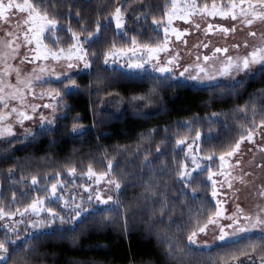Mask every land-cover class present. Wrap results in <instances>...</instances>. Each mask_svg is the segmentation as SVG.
I'll return each instance as SVG.
<instances>
[{
	"label": "trees",
	"instance_id": "trees-1",
	"mask_svg": "<svg viewBox=\"0 0 264 264\" xmlns=\"http://www.w3.org/2000/svg\"><path fill=\"white\" fill-rule=\"evenodd\" d=\"M164 3L165 0H144L145 13H149V5L154 7L148 19L142 18L137 27L132 10L142 7L141 0H128L124 28L128 35L118 32L111 22L100 32L98 42L84 44L89 69L73 76V87L63 95L64 114L54 126L23 141L12 139L0 145V199L6 203L18 206L36 196L30 183L32 176L40 180V191L39 186L55 181L57 172L64 175L74 167L82 173L89 165L103 170L111 161L121 184L118 205L90 211L67 227L37 233L22 243L9 242V259L0 264H177L166 254L168 244L164 238L178 249H192L191 255L177 251L184 264H213L230 250L223 244L207 250L188 245L187 236L197 219H206L215 208L209 198L210 184L199 171L189 181L192 187H183L176 175L183 156L175 149L173 136L162 133L173 124L193 119L195 132L201 133L200 155L213 151L218 155L223 146L237 138L245 120L253 119L250 112L245 117L238 109L250 99L258 108L264 106V73L255 71L254 75L244 76L242 85L232 90L166 83L153 75H130L105 65V53L113 43L130 45L133 36L141 43L161 39V32L153 31L151 15L158 14L155 9ZM59 4L62 6L54 11L64 19L56 35L64 43L71 41L69 26L78 33L86 29L80 35L85 40L95 32L98 21L108 23V14L117 6L116 0H59ZM71 4L76 8L69 15ZM111 100L117 102L119 112L107 107ZM74 124L79 125L75 132ZM145 155L150 161L147 168L143 167ZM146 180L155 185L157 195L147 191ZM14 191L16 202L11 201ZM161 203L165 205L164 215ZM248 237L257 244L264 238ZM249 242L244 239L236 247Z\"/></svg>",
	"mask_w": 264,
	"mask_h": 264
},
{
	"label": "snow or ice",
	"instance_id": "snow-or-ice-1",
	"mask_svg": "<svg viewBox=\"0 0 264 264\" xmlns=\"http://www.w3.org/2000/svg\"><path fill=\"white\" fill-rule=\"evenodd\" d=\"M116 2L117 6L108 14L110 17L108 23L102 25L98 21L95 32H90L85 40L82 41L80 35L87 31L86 29H81L78 33L69 26L67 31L71 33V44L65 50L59 47V37L56 36L59 22L64 19V17H58L54 11V9L62 6L59 4V0H0V140L8 141L9 137L16 136V125L23 127L25 121L32 120L38 114V108H55L53 103L32 104L28 100V96L33 99L47 97L50 101H57V98L62 95V92L55 88L39 94L36 93L35 88L38 82H46V77L55 76V79H60V75H57L54 69L50 71L43 64H37V61L48 59L60 61L64 59L68 61L67 67L72 68L74 66L72 61L75 59L83 62L84 67L87 68L90 65L86 58L88 52L85 50L84 44L89 41L98 42L99 34L103 28L110 27L111 22L114 21L115 28L121 31L123 35H128L124 31L125 17L128 14V7H126L128 0H116ZM143 4L144 0H141L142 7L132 10L137 21V27L140 26L139 21L142 18L144 20L148 19L154 7L149 5V13H145ZM73 8H76L75 4L69 6V15ZM155 11L158 14L151 15V25L156 26L153 29L154 32L157 34L163 33L162 38L156 43H141L133 36L130 45L118 46L113 43L109 51L105 53V64H108L110 60L112 63H116L121 59H127L128 68L143 69L145 65L150 64L153 70L161 75L172 73L174 66L179 65V55L174 47L175 42L187 45V40L184 37L192 35L194 32L202 33L205 38L217 34L227 38L230 34L247 28L249 29L247 36L252 38L259 36L258 43L250 44L245 41L243 43H232L226 47L210 48V39L200 40L193 47L210 49V54L198 52L195 55V61L190 65L183 66L179 76L185 80L203 84L206 81L213 82L220 78H229L235 81L237 75H248L256 66H259L256 68L257 71L264 73V33L258 34L257 31L252 30L253 25L257 23L264 24V0H165L163 7L156 8ZM77 15H79V12H77ZM216 19L234 23L228 26L212 23ZM177 20L190 25L193 31L176 27L174 22ZM46 33L48 36L54 37L55 47H50L46 43ZM173 36L175 42L171 39ZM241 48L246 51L241 53ZM22 49L26 51L22 52ZM161 54H165L163 61H161ZM14 61L17 63H13ZM25 63L35 64L36 66L30 73L25 74L19 67L20 64ZM64 75H67V73H64ZM10 77H14V82H10ZM170 78L176 79L177 77L173 75ZM242 83L243 80L230 86L216 84L214 87H227L234 90ZM238 111L244 113L245 117L250 112L253 119L251 122L245 120L244 124L241 125V131L237 138L223 146L218 155L215 151L209 155H200L201 133L199 131L195 133L190 141L188 137L176 140V146L181 148V151L187 149L185 158L190 157L192 164L195 165L189 170L186 163L180 162L176 175L183 182V187H192L189 181L194 179V172L200 170V174L203 175L206 171L207 180L211 182V195L216 200L214 210L209 212L206 219L203 217L197 219L196 226L192 228L187 236V241L188 245L200 247L196 237L200 234L207 235L211 231L215 233L214 240L222 242L225 248L230 249L223 256L214 260L213 264H264V238L261 239V243L257 244L246 235L255 231L264 233V184L255 185L253 181H247L245 178L255 173L241 169V159L238 158L241 156V146L245 143L255 146L254 149L249 148V152L257 151L264 154V106L258 108L256 101L250 99L248 104L238 109ZM39 115L41 127L45 123L52 124L51 119L43 114ZM78 127V124H74L73 132ZM25 135L32 136L33 133L30 129H25ZM257 140L261 143H257ZM193 145H195V148H193ZM156 151L159 152L160 148L157 147ZM194 152L195 154H193ZM197 156L200 158L197 159ZM200 160H207L212 163L203 166ZM215 160L219 161L218 169L213 167ZM149 165V158L145 155L143 167L147 168ZM253 167L264 170V157L256 161ZM112 169L113 164L109 161L106 171L97 172L92 165H89L87 171L82 172L81 175L86 176L89 181L94 180L96 185L103 182L113 186L118 191L121 184L118 180L112 178ZM236 169H241L240 175H236ZM67 174L68 176H75L77 169L74 167L69 168ZM61 176L62 174L57 172L55 182H50V187H46L43 193L38 190L40 180L37 176H32L30 183L33 190L37 191V195L30 202L23 205L14 206V203H6L0 199V227H3L9 234H15V239L11 240V243L15 244L16 241L22 239L19 235V224L21 223H27L29 228L38 230L42 227H52L57 219L60 220L61 224L73 223L80 219V211H74L70 218L66 220L56 210L57 201H63L61 207L68 208L70 206L69 201L64 199V195H58V189L65 187ZM214 177H223L224 179L218 180ZM21 179H24V177H21ZM225 182L228 189L233 193L239 191L234 187L235 182L244 184L246 187L252 184L256 189L253 195L260 202L257 203L255 208L247 211L237 203L235 210L227 213V209L224 208L227 201L217 199L220 195L218 186L223 187ZM145 183L148 184L147 191L151 195H157L153 191L155 185L150 180H146ZM79 187L88 192L90 185L81 183ZM204 187H207V185H204ZM108 190H96L95 194H90L87 199L89 201L94 199L101 204L118 203V201L113 200L111 195L106 198L102 196V192ZM193 192H195L194 188ZM74 200L75 197H73L71 207L80 209L81 205L74 203ZM11 201H17L15 191L12 192ZM164 207L165 205L161 203V215H164ZM42 212L47 213V218L31 221V217H39ZM16 217L21 219L17 220ZM24 218H27V220ZM222 220L229 221V223H221ZM160 223H163V221H160ZM27 235L31 236L32 234L27 233ZM33 239H38V237H33ZM244 239H249L250 242L244 247H236ZM229 240L233 241L232 245L228 244ZM8 242L7 237L5 240H0V262H6L9 259ZM163 242L168 244L166 254L171 259L176 260L177 264H184L183 258L177 256V251L183 252L185 255L192 254L191 248L178 249L167 238H164ZM233 248L235 250H231ZM28 251L31 252L32 250L29 249Z\"/></svg>",
	"mask_w": 264,
	"mask_h": 264
},
{
	"label": "rangeland",
	"instance_id": "rangeland-1",
	"mask_svg": "<svg viewBox=\"0 0 264 264\" xmlns=\"http://www.w3.org/2000/svg\"><path fill=\"white\" fill-rule=\"evenodd\" d=\"M212 23L228 26L234 22L216 19V20H213ZM114 25H115V23H114ZM174 25L180 29H189L190 31H193L191 29L190 25L184 24L182 21H179V20L175 21ZM252 30L257 31L258 34L264 33V24L257 23L255 25H253ZM248 31H249V29L244 28L242 30H238L235 33L230 34L227 38H224L220 34L213 35L209 38H205V37H203L202 33L194 32V34L184 37V39L187 40V45H184L183 43H180V42H175V37L173 36L171 39L175 42L174 47H175L176 52H178V55H179V65L174 66L172 73H165V74L161 75L159 72L154 71L150 64L145 65L143 69L128 68L127 67V63H128L127 59H121L116 63H112L110 60L107 65H109L111 67H115L117 69H121L130 75H151V76L153 75L156 78H158V80L164 81L166 83L167 82L168 83L169 82H181L184 84L199 86V87H209V86H214L216 84L232 85V84L240 81L246 75H244V74L237 75L235 78V81H233L229 78H220L217 81H213V82H207L206 81L203 84H200V83H197L194 81L185 80L183 77L179 76V72L182 70L183 66L190 65L195 61V55L198 52L210 54V49H197V48L193 47V45L197 44L200 40L210 39L211 40L210 48L217 47V46L218 47H226V46H230L232 43H243L245 41H248L250 44L258 43L259 42V36L257 38L249 37V36H247ZM118 32H121V31H118ZM160 35L162 38L163 33L161 32ZM56 36L58 37V35H56ZM46 37H47L46 43H48L50 47H55L54 37L48 36L47 33H46ZM70 44H71V41L65 42V43H64V40L59 41V47L64 48L65 50L68 49ZM21 51L24 52L26 50L22 49ZM244 51H246L244 48L240 49L241 53H243ZM190 52H191V54H189ZM172 54H175V53H172ZM86 58H87L88 63L90 65L88 56ZM164 58H165V54H161V61H163ZM13 63H17V62L14 61ZM36 63L37 64H43L50 71L54 69L55 73L57 75H60L59 80L55 79V76H52V77H46V82H43V83L38 82V85L35 88L36 93L39 94L41 92H45L49 89L55 88V89L61 91L62 95L57 98V101H50L47 97H45L44 99H33L31 96H28V100L32 104L42 105V104H46V103H53V104H55V108L54 109H45L43 107L38 108V110H37L38 114L35 115L32 120L25 121L23 127H21L20 125H16V127H15V131L17 132L16 136L9 137L8 141L0 140V145L9 142L12 139L13 140L18 139L21 141H23L24 139H28L31 136L25 135V129H30L34 135L35 133L40 132L42 130L52 128L54 126L57 118H59L60 116H62L64 114L65 105L63 104V101H62L63 95H64V92L71 90V88L73 87L72 86L73 82L71 81L73 76H75L76 74H78L82 71L89 69V67H87V68L84 67L83 62H79L75 59H73V61H72L73 65H74L72 68L67 67L68 61H66L64 59H61L60 61H53L51 59L40 60V61H37ZM153 63H155V61H153ZM35 66H36L35 64H28V63L19 65L22 72H24L25 74L30 73ZM258 67L259 66H256V68H258ZM256 68H253L248 75H251L252 73L257 71ZM64 73H67V75H64ZM173 75L176 76L177 78L171 79L170 77ZM9 80H10V82H14V77H10ZM107 107L110 108L111 110L115 111V112H119V110H120L119 108H116L117 102H115L113 100H111L107 103ZM39 114H43L48 119H51L52 124L45 123L43 125V127H41ZM195 133L196 132H195L193 119L182 122V123L173 124L169 128L164 129L163 133H162V136H163V134H165V135L167 134L168 136H173L174 145H175L174 147H176L175 149L177 151L181 152V154L183 156L182 162L186 163L189 166V170H191V168L195 167V165L192 164L190 157L187 159L185 158V151H187V149H184V151H181V148L176 146V140L184 138V137H188L189 141H190L191 138L195 136ZM257 143H261V141L257 140ZM181 147H183V146H181ZM254 147L255 146L251 145V144H247V143L243 144L241 146V156L238 158L241 159V169H243L244 171H251V172L255 173L254 175L248 176L245 179L247 181H253L255 185H260V184H264V170L254 168L253 164L256 161L261 160V158L264 157V154H261L257 151H254V152L248 151L249 148L254 149ZM193 148H195V145H193ZM193 154H195V152ZM199 158L200 157L197 156V159H199ZM200 163L203 166H207L212 162L207 161V160H200ZM107 164H106V168H104L103 170H96V171L97 172L106 171L107 170ZM213 167L218 169V167H219V161L218 160L215 161ZM241 169H236V175L241 174ZM86 171L87 170H85L83 172H86ZM199 171L200 170H198L197 172H199ZM197 172H194V173H197ZM204 175H205V179L207 180L206 171L204 172ZM111 176H112V178L116 179L115 174L113 172V169H112ZM61 179L65 183V187L62 189H58V195H60V194L64 195V199L69 201L70 206L68 208L61 207V204L63 203V201H57L56 202V210L66 220L70 218L71 214L74 211H80V213H81L80 218H81L83 215H86L90 211H94L97 209H107V208L115 207L116 205H118V203L101 204L98 201H95L94 199L92 201H89L87 199V197L90 194L94 195L96 190L109 189L108 191L102 192V196H104L106 198L108 195H111L113 197L114 201H118L117 195L120 192L121 188L117 191L113 188V186L107 185L103 182L100 185H96L94 183V180L89 181L87 179V177L82 176L81 173H77L75 176H68V174L66 172L64 175L61 176ZM214 179L223 180L224 178L223 177H214ZM53 182H55V181H53ZM207 182L210 184L209 198L213 202L214 206H216V200H214L212 195H211V182L208 180H207ZM81 183L86 184V185H90L88 192H85L82 188L79 187V185ZM39 187H40V192L43 193V190L46 187H50V184H48L44 187H41V186H39ZM234 187L239 189V191L236 193H233L232 191H230L227 187L226 182H225L223 187L218 186V191H219L220 195L217 197V199L227 201L224 204V208L227 209V213L233 212L235 210V205L237 203L240 204V206L243 207L247 211V210L255 208L257 203L260 202L257 199V197L255 195H253V193L256 191V189L253 187L252 184H249L246 187L244 184H241L239 182H235ZM36 195H37V193H36ZM73 197H75L74 203H78L81 205L80 209H74L73 207H71V204L73 203ZM30 201L29 200L28 201L23 200L18 204V206L23 205V204L30 202ZM41 218H47V213L42 212L39 217L33 216V217H31V221L39 220ZM15 219L19 220L21 218L16 217ZM24 219L27 220V218H24ZM31 221H28V222L30 223ZM76 221H78V220H76ZM221 223L227 224V223H229V221L222 220ZM71 224L72 223L61 224L60 220L57 219L56 222L52 225V227H50V228L42 227L38 230H35L33 228H29L27 226V223H21V224H19V235L22 237V239L19 241H16V243H19V242L22 243L25 239L30 238L37 233H42V232H46V231H53L56 228H64V227H67ZM27 233H31L32 235L29 236V235H27ZM214 235H215V233H213L211 231L208 232L207 235L200 234L196 237V239L199 242L200 247H197L196 245H189V246L192 248H195V249H206L207 250V249L222 245L223 244L222 242L214 240V238H213ZM246 235L247 236H252V235L264 236V233H261L259 231H255L253 233L246 234ZM6 237L8 238V241L11 243V240L15 239V234H9L5 231V229L3 227H0V240H5ZM228 242H232V240H229ZM205 245H207V246H205ZM0 263H2V262H0Z\"/></svg>",
	"mask_w": 264,
	"mask_h": 264
}]
</instances>
